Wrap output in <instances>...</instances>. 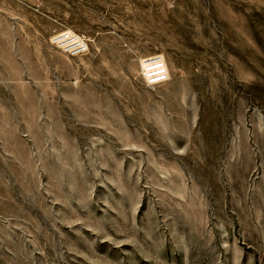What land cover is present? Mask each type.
<instances>
[{"label": "rangeland", "instance_id": "374dc122", "mask_svg": "<svg viewBox=\"0 0 264 264\" xmlns=\"http://www.w3.org/2000/svg\"><path fill=\"white\" fill-rule=\"evenodd\" d=\"M0 264H264V0H0Z\"/></svg>", "mask_w": 264, "mask_h": 264}, {"label": "bare ground", "instance_id": "6f19581e", "mask_svg": "<svg viewBox=\"0 0 264 264\" xmlns=\"http://www.w3.org/2000/svg\"><path fill=\"white\" fill-rule=\"evenodd\" d=\"M148 65H150V66H148ZM148 65H147L148 69H149L148 72L153 71L154 73H159V72L163 71L162 73H167V69L165 67V64L160 60H154L150 64L148 63ZM162 73H160V74H162ZM149 74H151V73H149ZM166 77H167V75H166Z\"/></svg>", "mask_w": 264, "mask_h": 264}, {"label": "built area", "instance_id": "2783aa9c", "mask_svg": "<svg viewBox=\"0 0 264 264\" xmlns=\"http://www.w3.org/2000/svg\"><path fill=\"white\" fill-rule=\"evenodd\" d=\"M152 61H154V60H152ZM152 61H150V62H148V63L150 64ZM149 66H150V65H149ZM147 70H149V69H147ZM162 72H163V71H162ZM162 72L154 73L153 71H149V73H151V74L149 75V76L151 77V78L149 79L150 82H157V81H161V80L165 79L167 73H162ZM160 73H162V74H160Z\"/></svg>", "mask_w": 264, "mask_h": 264}]
</instances>
